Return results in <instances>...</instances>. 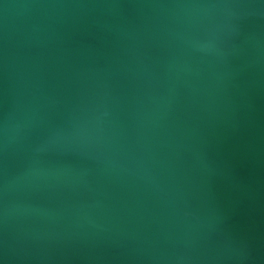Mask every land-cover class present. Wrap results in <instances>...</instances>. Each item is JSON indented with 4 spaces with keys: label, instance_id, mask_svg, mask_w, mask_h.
Segmentation results:
<instances>
[{
    "label": "water",
    "instance_id": "95a60500",
    "mask_svg": "<svg viewBox=\"0 0 264 264\" xmlns=\"http://www.w3.org/2000/svg\"><path fill=\"white\" fill-rule=\"evenodd\" d=\"M0 264H264V0H0Z\"/></svg>",
    "mask_w": 264,
    "mask_h": 264
}]
</instances>
